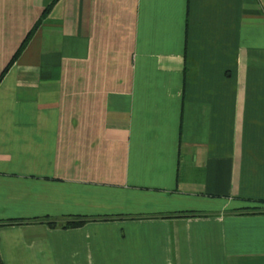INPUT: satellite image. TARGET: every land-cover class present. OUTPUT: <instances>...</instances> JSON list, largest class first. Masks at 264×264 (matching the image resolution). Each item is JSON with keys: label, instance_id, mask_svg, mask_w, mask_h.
I'll use <instances>...</instances> for the list:
<instances>
[{"label": "crops", "instance_id": "1", "mask_svg": "<svg viewBox=\"0 0 264 264\" xmlns=\"http://www.w3.org/2000/svg\"><path fill=\"white\" fill-rule=\"evenodd\" d=\"M29 33L0 264H264V0H0V75Z\"/></svg>", "mask_w": 264, "mask_h": 264}, {"label": "trees", "instance_id": "2", "mask_svg": "<svg viewBox=\"0 0 264 264\" xmlns=\"http://www.w3.org/2000/svg\"><path fill=\"white\" fill-rule=\"evenodd\" d=\"M29 37H30V33L26 36V38L22 42L19 51L16 52V54L13 56V59L11 60V62L8 64V66L1 73L0 79L2 78V76L4 75V73L7 71V69L10 67V65L13 63L15 57H17V55L20 53V50L23 48V46L25 45V43L29 39ZM39 221L41 223L46 224L48 227H51V228L69 229V228H79V227H81L82 225H84L87 222V219H84V218H74V217H72V218H65V219H63V221H64L63 224H60V222H57L56 220H50L48 218H42ZM17 223L18 222H16V221L0 222V226L13 225V224H17Z\"/></svg>", "mask_w": 264, "mask_h": 264}, {"label": "rangeland", "instance_id": "3", "mask_svg": "<svg viewBox=\"0 0 264 264\" xmlns=\"http://www.w3.org/2000/svg\"><path fill=\"white\" fill-rule=\"evenodd\" d=\"M254 209V208H253ZM57 222H60V224H63L64 221L63 220H58Z\"/></svg>", "mask_w": 264, "mask_h": 264}]
</instances>
